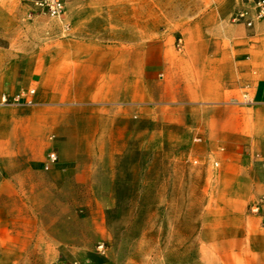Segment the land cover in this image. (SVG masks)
Segmentation results:
<instances>
[{"label": "crops", "instance_id": "obj_1", "mask_svg": "<svg viewBox=\"0 0 264 264\" xmlns=\"http://www.w3.org/2000/svg\"><path fill=\"white\" fill-rule=\"evenodd\" d=\"M64 1V21L31 23L0 0V170L13 175L0 200L64 196L65 183L33 180L50 134L59 157L50 174H77L85 158L118 155L123 121L156 120L177 128L169 140L200 162L205 252L264 264V218L248 213L264 195L252 158H264V19L234 23L244 0ZM30 90L32 108L2 103Z\"/></svg>", "mask_w": 264, "mask_h": 264}, {"label": "rangeland", "instance_id": "obj_2", "mask_svg": "<svg viewBox=\"0 0 264 264\" xmlns=\"http://www.w3.org/2000/svg\"><path fill=\"white\" fill-rule=\"evenodd\" d=\"M13 1L33 15L28 22L61 21L29 0ZM174 132L156 120L123 121L115 133L118 155L85 158L77 174L44 169L47 155L57 153L50 134L33 180L65 183L64 196L0 200V264H260L251 253L205 252L197 236L210 192L203 174H194L200 162L187 143L169 140ZM0 174V182L13 176Z\"/></svg>", "mask_w": 264, "mask_h": 264}, {"label": "built area", "instance_id": "obj_3", "mask_svg": "<svg viewBox=\"0 0 264 264\" xmlns=\"http://www.w3.org/2000/svg\"><path fill=\"white\" fill-rule=\"evenodd\" d=\"M33 7L49 18L62 20L66 15V4L64 0H29ZM264 19V0H244L243 6L239 8L233 15L232 21L236 24H243L251 29L255 24ZM67 27V25H65ZM181 44V40H178ZM35 95L34 90L22 92L14 97L3 96L2 103L10 106H33L32 97ZM195 143H202V139H195ZM252 158L255 162L260 163L264 168V158L259 153H253ZM58 163V155L55 151L49 153L44 162V169L49 171L53 165ZM194 164H198L195 160ZM213 167L218 168L219 164L213 162ZM1 179V174H0ZM248 213L258 218H264V195L256 198L248 206ZM264 227V221L262 223ZM64 264V263H61Z\"/></svg>", "mask_w": 264, "mask_h": 264}]
</instances>
